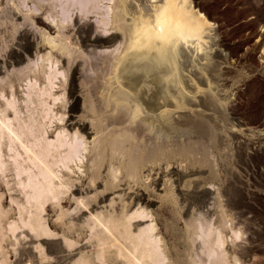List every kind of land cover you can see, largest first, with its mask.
I'll return each instance as SVG.
<instances>
[{
    "label": "bare ground",
    "instance_id": "6f19581e",
    "mask_svg": "<svg viewBox=\"0 0 264 264\" xmlns=\"http://www.w3.org/2000/svg\"><path fill=\"white\" fill-rule=\"evenodd\" d=\"M88 1L80 0L83 6H86ZM103 1L92 0L91 6L89 8L86 6V8L87 10L99 8ZM110 1L112 3L109 4L106 11L102 12L101 22L105 26L111 25L117 32L115 34L112 32V36L106 37L107 39L92 40L91 38L90 40L87 38L90 34L86 37L87 42L91 41L86 44L88 47L90 45L95 49L99 47L112 49L109 54L111 57L105 56V60L107 59L108 62L104 61L106 64H103L105 65L103 69L99 68L102 73L100 72L101 75L97 74L100 77H95V70L94 77L91 76V79L88 77L89 80H92V82L88 81L90 84L87 82L90 104L89 108L83 107V112L92 114L91 121H75L73 116L80 107L75 87L78 79L76 70L73 71L69 83L68 95L71 100L69 118L64 119V112H60V117H58L60 109L55 112L54 105L60 100L61 95L54 91L56 89L54 88L55 79H58V75L64 71V69L61 71L60 68H57L56 64L62 62L63 56L69 57L72 53L69 44L63 42L64 40L62 41L59 34L56 36H52L50 33L42 34L43 47H49V51L43 50L44 53L39 55V58L42 59L44 83L38 85L36 76L33 81L29 75H26L29 84H27L28 91L25 93L27 96L24 101L35 104L34 108L29 109L30 113L27 118L22 116L23 111L18 104L19 100L13 91L12 84H10V97L7 96L6 100L4 99L5 103L2 108L0 106V172L4 174L9 163L13 165L18 184L16 185L20 186L25 198L24 202L22 200L20 203L13 197L16 201L14 203L19 208V220L10 222L8 228L14 237L21 233L23 235L24 228H27L35 236L31 240L38 239L35 243L33 241L35 245L31 243L28 246H34L29 249L32 251L38 249L37 256H39L38 254L46 253L47 251L44 250L47 248V256L53 254L55 259L65 257L61 259L62 261L63 259L68 260L66 261L68 264H108L106 251L112 248L115 249L116 257L122 258L125 264H176L169 257L164 239L157 231L156 223L151 220L150 223L143 224L142 220L152 217V212L142 204L145 193L139 192L140 189L134 191L132 183L136 181L141 171L144 173L145 180L149 178L152 171H156L152 185L164 184V181L170 180L166 177L170 175L171 158H177V156L182 158L194 151L195 144L193 145V143L195 141L190 142L191 138L187 137L186 134L189 132L186 133V129L187 131L191 129L190 126L194 125V120H197L201 115L197 116L201 96L210 94L212 91L210 78L213 75L211 74L212 76L209 78L205 74V70L214 63L215 56H220L221 50L218 40L213 36L214 23L201 14L200 8L193 0ZM61 2L63 10L70 13L71 2L67 3V0H61ZM65 4L67 5L64 6ZM66 15L68 16V14ZM63 28L64 26L61 24L59 30ZM21 43L24 44V42ZM33 46L32 40L27 39L23 47L24 52L29 54L33 50ZM40 50L36 51L37 56ZM54 50L59 54L54 53ZM261 51V56L264 57V46ZM13 54L16 58H13L14 61H22L23 54L21 52L16 51ZM36 65L34 68L37 67ZM46 67L49 69L47 70ZM91 71L93 70L91 69ZM92 77L94 79L99 77L98 85ZM201 81H205L206 83L203 85L207 84V87H201ZM1 95L3 97L4 91ZM49 98L51 101H48ZM221 104L225 108L226 103L224 105V102H221ZM38 107L39 112L35 116V109ZM12 114L13 116H11ZM88 115L90 114L88 113ZM185 117L187 120L190 118L193 123H183L182 119ZM56 120H65V122L62 126L59 125L56 137L52 139L50 138L52 130L49 128L53 124H57ZM88 144L90 145L88 146ZM4 147L7 148L8 153H5ZM106 148L112 152L109 172L120 186L117 192L115 191L116 195L112 193L114 195L110 197L106 188L92 190L89 187L91 190L83 189L84 192L77 184L76 191H73L75 192L76 206L73 208L74 210L64 211L62 204L67 202L66 199L63 200L64 195H67L71 191V187L75 185L76 181L73 182L71 176L77 172L76 170L81 172L84 152L89 150L100 157ZM6 155L11 160H9L10 158L6 159ZM124 157H127V160L123 161ZM95 162L97 163V161ZM161 162H163L162 166ZM180 163L182 160H178L176 174L184 170ZM99 170L100 168L96 171ZM194 171L191 172V175L197 174ZM124 179L126 182L123 184L121 181ZM90 182L95 184L94 175L90 176ZM196 186L198 185L196 184ZM86 187L88 186L86 185ZM114 187L117 186L114 185L113 189ZM212 188L208 189L213 192ZM169 190L171 191V189ZM183 190L181 189V191ZM167 196L169 198L168 194ZM13 198L11 197L10 200L12 201ZM93 198L97 199V203L95 201V204L91 205L90 202ZM49 203L59 207L56 214L57 220L70 217L71 220H79L82 225L89 228V239L92 241L90 244L94 248L92 257L97 263L90 257L89 251H76L74 253L77 256H74L73 251H70L77 245L74 239L63 236V241H48L57 236L44 215ZM221 215L219 224H215L211 217L202 213L189 214V217L186 218V223L192 230V238H190L195 248L194 255L191 256V264H241L236 256L234 263L231 262L225 246L228 237L230 241H235L241 237L242 232L231 226V235L226 236L224 228L229 219L225 215ZM71 223L73 224V222ZM2 230L0 225V238ZM24 234L28 235V231L25 230ZM45 237L49 239L42 241L41 238L46 240ZM16 240L18 242V237ZM24 246L23 244L20 249L22 250ZM27 249H25L26 252ZM26 255L24 256L26 257ZM19 257L23 258V255ZM35 257L34 260L36 259V263L37 261L39 263V259ZM58 260L57 263L53 261L52 264H58ZM66 262L64 263L66 264ZM36 263L34 262V264ZM0 264L7 263L4 259H0Z\"/></svg>",
    "mask_w": 264,
    "mask_h": 264
},
{
    "label": "rangeland",
    "instance_id": "374dc122",
    "mask_svg": "<svg viewBox=\"0 0 264 264\" xmlns=\"http://www.w3.org/2000/svg\"><path fill=\"white\" fill-rule=\"evenodd\" d=\"M67 1V3L71 2L72 4L69 8L70 13L63 10L64 8L60 5L62 3L61 0H0L1 108L4 106L5 98L11 95L10 84H12L13 91L19 100L18 104H20L23 111L22 116L27 118V115L30 113L29 109L34 108L35 104L24 101L27 96L25 93L28 91L27 84H29L26 75H29V78H32L33 81L36 76L39 82L38 85L44 83L43 67L41 66L42 59L39 58V55L44 53L45 50V52L49 51V47L47 45L48 48L43 47L42 34L50 33L52 36L59 34L62 41L64 40L63 42L69 44L72 53L69 57L63 56L62 62L56 64L57 68H60L61 71L64 69V71L62 72L63 74L61 73L58 75V79H55L54 88L56 89H54V91L56 94H61L60 100L54 105L55 112L60 109L58 111V117H60V112H64V119L67 120L69 118V106L71 104L68 95L69 83L73 71L76 70L78 79L76 80L75 87L80 101V107L73 116L75 121H91L92 114L88 112L90 114L88 115V113L86 114L83 112V107L85 106V109L89 108L88 105L90 104V93L88 91L87 82H92V80H89L91 76L95 74V77L99 76L97 73H100V69H103L105 66L103 64L108 62L106 61L107 59L105 60V56H108L112 49L103 47L95 49L91 48L92 46L90 47V45L88 47L86 44H89L91 41L87 42V38H90V40L91 38L92 40L107 39L106 37L109 38L110 35L112 36V32L113 34L117 32L111 25L105 26L101 22L102 12L106 11L107 7L112 2L110 0H104L99 8L87 10L92 4V0L87 2V8L81 4L80 0ZM193 1H195L200 8L198 9L201 14L214 23V33L216 34L213 33V36L218 40L219 49L221 50V57L214 55V65L212 64L210 68L208 67L205 70V74L208 75L209 78L213 75V77L210 78L212 80V94L210 93L212 97L209 96L210 94L201 96L198 103L197 112L199 111V114L197 113V116L200 114L202 116L200 115L198 118L196 116L197 120H194V125L192 124V126H190L191 129L187 131L185 128L186 133L189 132V134L186 135L188 138H191L190 142L193 143L195 141V143H193V145H195L194 151L191 153L192 155L188 154L182 158H178V156L177 158H171L170 175L166 177L170 180L167 182L164 181V184H161L162 186L152 185V179L155 177L156 171H152L147 180H145L144 173L141 171V174L139 173L137 177L138 179L136 178V181L132 183L133 189L134 191L140 189L139 192L145 193L142 204L151 210L152 217L143 219L142 222L144 225L150 223L151 220L156 223L157 231L163 237L169 257L174 263H192L191 256L194 255L195 248L194 245H192L193 242H191L192 230L188 227L186 218L189 217V214L195 215L202 213L211 217L215 224H219L222 218L221 214L225 215L226 218L229 219L227 226L224 228V234L226 236L231 235V226L234 229H239L242 235H244H241L242 238L240 237L235 241H230L228 237V242L225 247L232 263H234V257L236 256L241 264H264V57L263 55L261 56V49L264 46V0ZM66 5L67 4L64 6ZM61 24L64 28L59 30ZM85 27L87 28L85 29ZM83 31L85 33L87 31V33L85 34ZM87 35L89 36L87 37ZM27 39H31L34 45L32 47L33 50H31L29 54L23 50ZM21 42H24V44ZM14 49H18L16 51L23 54L21 62L14 61V59H16L13 54V52H16ZM36 49H41L38 56L36 54ZM54 53L59 54L56 50H54ZM104 61H106V63H104ZM35 64H37L36 68H34ZM46 69L48 70L49 68L46 67ZM91 69L93 71H91ZM96 69L99 72H96ZM103 72L106 73L104 70ZM93 77L92 79H94ZM99 77L97 78L98 80L94 79L97 85ZM201 82V87H207V84L203 85V83H206L205 81ZM97 85L96 87H98ZM2 91H4L3 97L1 95ZM33 98H35L34 95ZM207 100L208 102H206ZM48 101H51V98H49ZM221 102H224V105L226 103L225 108ZM35 110V116H37L39 107ZM11 116H13V114ZM189 119L190 118H188V120ZM65 120H56L57 124H53V126L49 128L52 130L50 138L53 139L56 137L59 125L62 126ZM188 120L185 117L182 119V122H187L186 124L193 123L191 119ZM89 145L90 144H88V146ZM4 150L5 153H8L7 148L4 147ZM84 154L81 172L76 170L77 172L71 176V180L73 182L74 180L76 181L74 182L75 185L71 187V191L67 195H64L63 200H67V202L62 204L64 211H70V209L74 210L73 208L76 206V201H74L75 192L73 191H76L77 184L82 191L85 189V191H88L91 189L95 190L96 188H106L108 189L107 192L110 197L114 194L116 195L117 189L120 188L118 182L114 181L111 172H109L111 169L110 159L112 158V152L109 148H106L100 157L94 155V153L89 150H86ZM9 158L10 157L6 155V159ZM9 160H11V158ZM93 160L97 161L98 164L95 161L91 162ZM125 160H127V157L123 158V161ZM178 160H182L180 165L184 167V170H181L182 172L179 170V174H176ZM91 163H93V166ZM162 165L163 162H161V166ZM97 166L100 168V173L96 171L99 169ZM6 169L4 174L0 172V195L2 196H0V225L3 229L2 239L0 238V259H4L7 264H27L33 261L36 263L34 257L37 256V252L39 251H37L38 249L34 250V248V251H32V249L29 248L34 247L33 245H35L34 243L38 239L36 238L35 241L31 240L32 237L33 239L35 238L34 234L27 228H24L28 231V235L24 234L25 230L23 229V235L21 233L17 236L18 243L16 242L17 237H14L8 228L10 222L19 220V208L18 205L15 204V199L17 202L21 203L22 200L24 202L25 198L24 193L20 190V186H17V178L13 165L9 163ZM193 171L197 172V174L191 175ZM91 175L95 177V184L90 182ZM82 180L83 182H81ZM176 180L177 182H175ZM96 181L99 182L96 183ZM125 182L126 179L121 181L123 184ZM113 183L117 186L114 187V189ZM196 184L198 186H196ZM86 185L88 187H86ZM177 185L179 186L176 187ZM179 187L184 190L181 191V189H178ZM208 188H212L214 193ZM169 189H171V191ZM184 191L185 193L183 194ZM210 191L212 192L211 194ZM110 192L114 194L111 195ZM11 197L15 199L13 198L11 201ZM95 201L97 203V199L93 198L92 202H90L92 203L91 205L95 204ZM58 210V206L49 203L44 214L52 229L57 233V236H59L50 238L48 241H63V236L72 240L74 239L77 243L75 247H78V249L73 247L75 251L73 248L70 251H73V253L80 250L89 251L90 253L88 254H90V257L93 259L94 248L91 246L92 241L89 239V228L82 225L79 220H71L70 217L57 220L56 214ZM187 214L188 216H186ZM53 215L55 216L53 217ZM71 222H73V224ZM20 232L18 231V233ZM47 239L49 238H46V240L41 238L42 241H47ZM31 243L33 245L28 247ZM23 244L25 245V249H29H27V252L24 248L22 250L20 249L23 247ZM108 250L109 251H106L108 264H125L122 258L119 259L120 257H116L115 249L112 248ZM44 251L47 252L43 255L38 254L39 256L35 257L39 259L40 264L43 262L46 264L57 263V259H59L58 264H60L62 261L61 258H65L61 257L55 259L53 254V256L51 254L47 256V248ZM110 251L113 252L111 253ZM31 252H34L33 256ZM22 255L23 258L19 257ZM24 255H26V257ZM74 256L77 255L75 254ZM24 257L27 259L25 260ZM108 257L116 258H113L114 260L109 258L111 259L109 260ZM66 261L68 260L63 259V263L61 262V264H65L64 262ZM34 262L32 264H34ZM95 262L97 263L96 260ZM66 264L68 263L66 262Z\"/></svg>",
    "mask_w": 264,
    "mask_h": 264
}]
</instances>
